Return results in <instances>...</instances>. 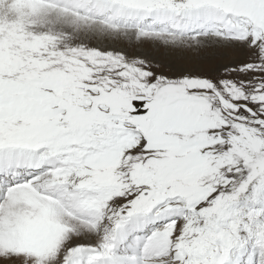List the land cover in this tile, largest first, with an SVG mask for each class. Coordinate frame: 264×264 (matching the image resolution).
I'll use <instances>...</instances> for the list:
<instances>
[{
    "label": "snow or ice",
    "instance_id": "6c2138e0",
    "mask_svg": "<svg viewBox=\"0 0 264 264\" xmlns=\"http://www.w3.org/2000/svg\"><path fill=\"white\" fill-rule=\"evenodd\" d=\"M0 264H264V0H0Z\"/></svg>",
    "mask_w": 264,
    "mask_h": 264
}]
</instances>
